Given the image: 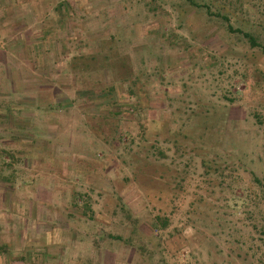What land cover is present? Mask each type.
<instances>
[{"label":"rangeland","instance_id":"374dc122","mask_svg":"<svg viewBox=\"0 0 264 264\" xmlns=\"http://www.w3.org/2000/svg\"><path fill=\"white\" fill-rule=\"evenodd\" d=\"M29 2L46 117L18 136L31 176L102 178L73 200L94 264H264V0Z\"/></svg>","mask_w":264,"mask_h":264},{"label":"crops","instance_id":"0c3cea01","mask_svg":"<svg viewBox=\"0 0 264 264\" xmlns=\"http://www.w3.org/2000/svg\"><path fill=\"white\" fill-rule=\"evenodd\" d=\"M29 1L0 0V245L14 264H94L103 257L98 260L93 240L78 237L76 226L87 221L79 216L83 213L73 207V200L81 178L93 182L102 178L76 172L67 177L54 165L31 176L23 152L29 142L18 136L35 130V120L29 117H46L45 110L37 111L38 104L30 106L43 98L46 67L39 57L29 60V53L37 52L27 40L32 26L25 23L24 7ZM34 1L39 5L42 0ZM40 29L37 25L32 31L37 38ZM27 104L36 109L27 111ZM61 122L71 125L65 120L57 123ZM50 128L58 131L61 127ZM37 177L40 181H35Z\"/></svg>","mask_w":264,"mask_h":264},{"label":"trees","instance_id":"16d2710c","mask_svg":"<svg viewBox=\"0 0 264 264\" xmlns=\"http://www.w3.org/2000/svg\"><path fill=\"white\" fill-rule=\"evenodd\" d=\"M245 37L248 39V41H249V43L251 44L252 47H254V48H256V47L262 48V50L264 52V45H260V43L257 42L256 38L253 35L245 33ZM261 188H262V191L264 193V185L261 184Z\"/></svg>","mask_w":264,"mask_h":264}]
</instances>
